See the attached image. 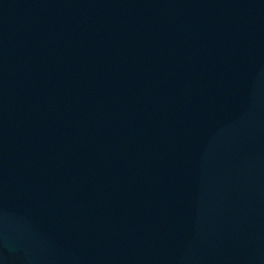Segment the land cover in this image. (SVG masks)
Returning <instances> with one entry per match:
<instances>
[{
    "label": "water",
    "instance_id": "water-1",
    "mask_svg": "<svg viewBox=\"0 0 264 264\" xmlns=\"http://www.w3.org/2000/svg\"><path fill=\"white\" fill-rule=\"evenodd\" d=\"M0 264H264V0H0Z\"/></svg>",
    "mask_w": 264,
    "mask_h": 264
}]
</instances>
